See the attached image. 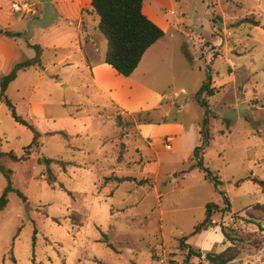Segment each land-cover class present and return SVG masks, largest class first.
Masks as SVG:
<instances>
[{
  "label": "rangeland",
  "instance_id": "1",
  "mask_svg": "<svg viewBox=\"0 0 264 264\" xmlns=\"http://www.w3.org/2000/svg\"><path fill=\"white\" fill-rule=\"evenodd\" d=\"M157 11L171 24L159 48L165 59L160 66L161 83L169 85L166 94L176 102L170 119L184 123L202 120L204 111L194 96L207 73L212 76L210 86L216 93L203 96L212 112L211 140L203 163L219 176L223 195L195 167L193 153L181 165L168 153L165 141L158 146L159 159L141 152L136 114H116L113 107H105L100 116L88 108L83 110V116L93 114L96 120L112 117L110 122L105 119L102 129L107 139L104 151L108 160L104 162L97 136L69 141L56 130L44 135L28 121L40 137L37 145L26 149L33 133L16 124L3 107L0 152L13 153L21 160L5 156L1 162L13 171V188L27 203L15 192L8 194L7 207L0 213V264H159L154 253L160 249L184 264H210L206 254L217 255L223 248L216 240L222 229L241 250L231 264L264 263V246L260 251L253 248V241L264 239V231L254 220L260 217L264 229V213L255 210L256 204L264 205L258 185L264 181V0H169ZM238 56L250 69L244 68L233 78L236 68L232 63ZM169 102L167 99L164 105ZM49 110L56 114L59 108ZM17 112L23 118L27 107H18ZM43 146L45 150L37 152ZM81 146L90 154L69 149ZM41 154L66 163L65 169L55 163L50 166L53 186L47 183L46 166L38 163ZM159 163L158 183L155 176H146V184L138 186L147 165ZM101 165L104 168L97 171ZM175 172L177 181L172 177ZM97 176L110 185L98 189ZM6 185L0 174V197ZM224 197L230 203L228 211L224 210ZM208 204L218 205L224 212L214 213L207 230L192 235L204 220ZM210 234L214 241L205 248ZM184 239L201 257L188 258V250L181 247ZM223 244L232 246L225 238Z\"/></svg>",
  "mask_w": 264,
  "mask_h": 264
},
{
  "label": "crops",
  "instance_id": "2",
  "mask_svg": "<svg viewBox=\"0 0 264 264\" xmlns=\"http://www.w3.org/2000/svg\"><path fill=\"white\" fill-rule=\"evenodd\" d=\"M92 1L0 0V30L15 35L8 37L0 34V92L2 78L8 76L15 65L33 60L39 49L41 66L35 65L19 71L5 91L6 98L15 110L27 107V114L23 118L19 116L21 119L33 123L44 135L56 130L67 136L69 141L91 140L97 136L99 153L106 162L108 157L104 146L107 139L102 129L106 125L105 119L110 122L112 117L96 120L93 114L83 116V110L88 108L91 113L99 116L105 112V107H113L116 114L149 113L151 123L136 126L138 140L143 143L139 147L141 152L148 153L145 155H150L149 158L159 159L161 152L158 146L168 141V153H173L179 164H187L193 150L201 145L200 125L203 118L200 122L192 123L170 119L169 113L176 102L166 94L169 85L161 83L160 66L165 59L160 56L159 48L165 36L145 53L135 72L130 77H124L104 62L107 42L98 29L99 17L92 11ZM15 3L27 4L31 13L13 12L12 5ZM168 3L169 0H145L143 5L144 15L162 29L165 35L171 24L157 9ZM241 58L238 56L237 62L232 63L236 68V72L232 73L233 78L244 68L247 71L250 69L249 63L244 65L239 62ZM180 93L186 94V91L181 89ZM167 99L170 102L165 106ZM3 107L6 105L1 100L0 109ZM49 107H58L59 111L53 114ZM248 108L253 109L250 104ZM154 115L161 116L154 118ZM69 149L90 154L85 146ZM44 150L43 146L37 152ZM98 168L104 167L101 165L96 170ZM68 171L69 168L66 173ZM140 174L145 177L141 178L142 184L138 182V186L146 184V176H155V184L158 183L160 163L148 164ZM172 177L177 181L178 172L172 174ZM133 183L135 185V179ZM96 185L98 189L104 188L110 182L104 184L103 178L97 176ZM216 240L223 246L220 252L229 246L223 244L221 231ZM213 241V235L210 234L204 244L205 248L211 247Z\"/></svg>",
  "mask_w": 264,
  "mask_h": 264
},
{
  "label": "trees",
  "instance_id": "3",
  "mask_svg": "<svg viewBox=\"0 0 264 264\" xmlns=\"http://www.w3.org/2000/svg\"><path fill=\"white\" fill-rule=\"evenodd\" d=\"M144 1L145 0H93L91 4L92 11L99 17L98 29L107 42V50L104 62L110 65L117 73L124 77H130L138 68L145 53L165 36L163 30L144 15ZM0 34L8 37L15 36L10 32H4L2 30H0ZM35 65L41 66L39 49H37V55L33 60H27L23 63L15 65L11 73L1 80L0 101L4 100L6 108L9 110L12 119L16 123L26 127L33 133V141L26 149L37 145L40 135L33 125L22 120L17 115L15 107L6 98L5 91L7 86L15 80L19 71L25 70ZM211 78V74L207 73L206 81L202 84L194 96L196 103L204 111V117L200 125L201 145L195 148L193 152V158L196 160L195 167H197L204 174L205 180L214 186L216 192L223 195L221 191L222 181L220 180L219 176L204 166L203 163L205 149L209 146L211 140L210 118L212 116L209 105L203 96L210 98L216 93L215 89L211 88L210 86L212 80ZM136 117L138 124L151 123V120L149 119V113L141 112L136 114ZM5 156H8L13 161L21 160V158H17L13 153L0 152V174L6 179L7 182V185L0 197V213L7 207L8 194L11 192L17 193L21 201L23 203H27V198L21 192L13 188V171L4 167L1 162V159ZM38 163L44 164L46 166L48 174L47 183L49 186H53L55 183V176L53 175L50 166L55 163L61 165L63 169L66 167V163L64 162L47 159L44 156H40ZM125 180L127 179H115V181L118 182H124ZM108 181H110V179H106V182ZM258 185L261 189V192L264 194V181H259ZM224 204V210L228 211L227 208L230 206V203L225 197ZM224 210H222L218 205L208 204L206 206L204 220L195 227L192 235L206 231L211 224L212 215L217 212H224ZM255 210L257 212L264 213V205L256 204ZM254 220L257 222L256 225H258V228L261 231H264V229L260 226L263 220L260 217H257ZM221 232L225 238V241L232 243V246L226 248L223 252L217 255L206 254V261H208L210 264H231L241 255V250L234 244L235 239L231 237L230 233L224 229H222ZM185 241L186 239L181 242V247L188 250V258L191 256L201 257L199 252H195L190 247L186 246ZM105 243L107 244V247L112 248V244H110L108 241ZM263 246L264 239L253 241L254 250L260 251L262 250Z\"/></svg>",
  "mask_w": 264,
  "mask_h": 264
},
{
  "label": "built area",
  "instance_id": "4",
  "mask_svg": "<svg viewBox=\"0 0 264 264\" xmlns=\"http://www.w3.org/2000/svg\"><path fill=\"white\" fill-rule=\"evenodd\" d=\"M12 10L17 14L31 13V8L27 4L19 5L15 3L12 5ZM171 15H174V13L171 12ZM166 142L169 143L168 141ZM165 146L168 149V145L166 144ZM172 256V254H169L164 249H160L154 253V257L159 264H184V261H180Z\"/></svg>",
  "mask_w": 264,
  "mask_h": 264
},
{
  "label": "water",
  "instance_id": "5",
  "mask_svg": "<svg viewBox=\"0 0 264 264\" xmlns=\"http://www.w3.org/2000/svg\"><path fill=\"white\" fill-rule=\"evenodd\" d=\"M140 184H142V182H140ZM212 225H213V224H212ZM212 225H211V226H212Z\"/></svg>",
  "mask_w": 264,
  "mask_h": 264
}]
</instances>
